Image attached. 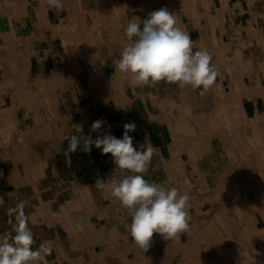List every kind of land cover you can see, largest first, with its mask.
<instances>
[{"label": "crops", "instance_id": "1", "mask_svg": "<svg viewBox=\"0 0 264 264\" xmlns=\"http://www.w3.org/2000/svg\"><path fill=\"white\" fill-rule=\"evenodd\" d=\"M93 1L88 0L86 6L93 8L87 10L78 9L76 0H63L64 11L53 9L49 13L45 11L49 6L40 0L45 7L41 18L45 24L37 32L29 30L25 1L16 3L13 9L12 1L6 0V8L0 12V21L5 22L4 28L0 22V235L12 231L15 217L9 210L24 201L35 240L33 247L47 242L53 249L47 257L49 264H91L105 256L109 248L128 245L133 239L128 232V210L95 186L97 178L110 182L128 173L114 172L111 154H102L95 145L89 153L82 149L83 136L93 140L105 134L122 138L123 125L135 123L136 130L129 133L133 146L147 138L156 149L145 179L175 187L189 196L191 190L202 194L190 211V230L180 234V239L178 236L165 241L171 246V261L204 264L215 261L219 250L229 256L228 249L219 247L230 245L229 237L236 224L232 222L228 199L233 192L237 195L238 183L247 185L249 172H255L253 160L264 162V94L260 92L264 91V0ZM19 6L26 8V12L21 10L22 16L18 14ZM162 7L173 13L177 26L190 35L196 44L194 51L206 48L212 54V63L220 75L210 90L181 88L165 81L133 87L116 70L120 51L130 43L124 31L128 21L134 17L143 20ZM15 15L19 17L13 28ZM60 19L71 23L94 21L99 23L96 33H117L116 55L100 46L99 60L92 56L91 49L84 52L85 58L81 51L74 52L64 63L66 57L58 49L59 39L61 42L64 36L56 33L55 24L50 23ZM109 55L114 59L112 67L105 64ZM37 56H41L39 62ZM90 58L95 61L88 63ZM51 75L63 78L56 82ZM41 76L40 80L49 77L51 83L49 79L47 83L40 81ZM97 120L104 123L93 132L91 126ZM73 135L81 136V146L75 152L69 149ZM192 182L199 183L195 190L189 188ZM219 195L227 196L224 217L217 203L200 205L202 199L208 201ZM78 223H83V231L76 227ZM102 247L108 249L98 254ZM247 255L242 254V260L236 262L249 260Z\"/></svg>", "mask_w": 264, "mask_h": 264}, {"label": "clouds", "instance_id": "2", "mask_svg": "<svg viewBox=\"0 0 264 264\" xmlns=\"http://www.w3.org/2000/svg\"><path fill=\"white\" fill-rule=\"evenodd\" d=\"M56 11L64 10L63 0H44ZM125 35L130 41L120 51L116 70L129 80L133 87L152 86L165 81L179 87L193 90H210L220 75L212 63V54L206 48L196 49L190 35L177 26V19L166 7L154 10L141 20L134 17L128 21ZM229 73L231 69H226ZM103 121H94L91 130L99 131ZM122 138L111 134L83 136V151L91 147L102 149V154H111L116 165L114 170L126 172L119 180L106 182L97 178L95 186L107 192L128 210L131 222L128 223L129 236L143 251L150 247L154 233L164 239H175L190 230V196L180 193L175 187L145 179L151 158L156 151L147 138L133 146L130 132L136 130L135 123H125ZM81 146V136L69 138V149L75 152ZM0 204L3 198L0 197ZM25 202L20 201L9 214L15 217L12 231L0 235V264H49L52 254L49 243L35 244L28 226L29 218L24 212ZM76 227L83 231V223Z\"/></svg>", "mask_w": 264, "mask_h": 264}, {"label": "bare ground", "instance_id": "3", "mask_svg": "<svg viewBox=\"0 0 264 264\" xmlns=\"http://www.w3.org/2000/svg\"><path fill=\"white\" fill-rule=\"evenodd\" d=\"M12 1V6L14 7V9H16L17 7H16V3H21V0H11ZM40 2V1H39ZM118 2V1H117ZM117 5V4H116ZM42 6H40V9L42 10V8H41ZM116 8V13H117V11H119V10H117V6L115 7ZM22 9H26V8H24V7H22V6H19V8H18V10L20 11V12H18V14L20 15V16H22L20 13H21V10ZM45 9V8H44ZM41 10H38L39 12L37 13V11L35 12V13H37L38 14V16H39V18H40V16H41V18H42V14H40L42 11ZM93 11V10H92ZM95 11V10H94ZM106 11V10H105ZM108 11V10H107ZM81 12V11H80ZM43 13H45V12H43ZM86 13H88V12H86ZM97 13H98V11H97ZM115 13V12H114ZM78 14H80V13H78ZM122 14V13H121ZM74 15H76V14H74ZM73 15V16H74ZM118 16H119V13L117 14ZM16 16V15H15ZM72 16V15H71ZM115 16V15H114ZM213 16V15H212ZM19 17V16H18ZM17 17V18H18ZM36 17V16H35ZM76 17V16H75ZM121 17V16H120ZM77 18H79V16L77 17ZM87 18V17H86ZM74 19V18H73ZM76 19V18H75ZM61 20V19H60ZM66 21V20H65ZM76 21V20H75ZM75 21L74 22H72V23H74V25H76L75 24ZM48 22V21H47ZM46 22V23H47ZM40 23L41 24H45V22L43 21V20H41L40 19ZM54 23V22H53ZM71 23V24H72ZM57 24V23H56ZM70 24V23H69ZM23 25V24H22ZM68 25V24H67ZM39 27V26H38ZM72 27V26H71ZM77 27V26H76ZM20 28V27H19ZM55 28V27H54ZM69 29V28H68ZM68 29H67V31H68ZM13 30V29H12ZM48 30V29H47ZM53 30H55V29H53ZM52 30V31H53ZM70 30V29H69ZM18 31V30H17ZM17 33V32H16ZM68 33V32H67ZM65 33L64 32V34L62 35V36H64V38H63V40H65V43H66V46H67V51L69 52L67 55H65V57H66V60H64V63H66V62H68V58H70V56H72V55H74L73 53L74 52H79L80 50V48H81V46L83 45H81V46H79L77 43H76V41H75V38H74V36H73V38H72V33ZM87 34H89V39H90V33H87ZM74 35V34H73ZM23 38V37H22ZM36 38V37H35ZM47 38H49V37H47ZM77 38V37H76ZM16 39V38H15ZM37 39V38H36ZM43 39V38H42ZM41 40V39H40ZM51 40V39H50ZM78 40V39H77ZM119 40V39H118ZM32 41V40H31ZM90 41V40H89ZM24 42V41H23ZM83 42V41H82ZM90 42H92V41H90ZM25 43V42H24ZM124 43V42H123ZM3 44V43H2ZM55 44V43H54ZM52 45V44H51ZM63 45V44H62ZM127 45V44H126ZM30 46V45H29ZM116 46V45H115ZM48 47V46H47ZM83 47V46H82ZM60 48V47H59ZM84 49V48H83ZM117 49V48H116ZM87 50V49H86ZM85 50V51H86ZM115 50V49H114ZM119 50V49H118ZM82 52H83V50H82ZM89 52V51H88ZM49 53V52H48ZM65 53V52H64ZM72 53V54H71ZM25 55V54H24ZM29 55H30V53H29ZM55 55V54H54ZM57 55V54H56ZM58 56V55H57ZM5 57H7V56H5ZM64 57V56H63ZM81 57V56H80ZM11 58H13V56H11ZM82 58V57H81ZM7 59H9V58H7ZM28 59V58H27ZM60 59V58H59ZM13 61V60H12ZM93 61H95V60H93V58H90V59H88V63H91V62H93ZM14 63V62H13ZM67 64V63H66ZM11 65V64H10ZM228 65V64H227ZM15 66H17V64H15ZM86 66V65H85ZM63 67V66H62ZM10 68V67H9ZM13 68V67H12ZM11 68V69H12ZM89 68V67H88ZM63 69V68H62ZM62 69H60V70H62ZM87 69V68H86ZM41 70V69H40ZM58 70V69H57ZM54 71V70H53ZM63 71V70H62ZM88 71H89V69H88ZM57 72V71H56ZM59 72V71H58ZM43 73V72H42ZM54 73V72H53ZM235 73V72H234ZM40 74V73H39ZM38 74V75H39ZM44 74V73H43ZM50 74L51 73H49L48 75L46 74V76H50ZM60 74V73H59ZM61 74H63L62 72H61ZM67 74V73H66ZM38 75H36V76H38ZM55 75V74H54ZM58 75V74H57ZM56 75V76H57ZM63 75H65V74H63ZM43 76H45V74L43 75ZM52 76V75H51ZM57 77H59V76H57ZM63 78V76H60L59 78ZM65 77V76H64ZM66 77H67V75H66ZM110 77V76H109ZM38 78V77H37ZM41 78H43L42 76L41 77H39V80L41 79ZM55 79L56 77L54 76H52V79ZM58 78V79H59ZM47 80L49 79V77H47L46 78ZM45 79V80H46ZM52 79L50 80V83H51V81H52ZM58 79H55V81L57 82V80ZM99 79V78H98ZM109 79H111V78H109ZM43 80V79H42ZM42 80H40V81H42ZM45 80H43V81H45ZM47 80L45 81L46 83H47ZM48 80V81H49ZM60 80H63V79H60ZM119 80V79H118ZM36 81H38V80H36ZM53 82H54V80H53ZM52 82V83H53ZM60 81H58V83H59ZM54 84H55V82H54ZM61 84H63V83H61ZM32 85V84H31ZM43 85H44V82H43ZM59 85V84H58ZM57 85V86H58ZM9 86V85H8ZM40 86V85H39ZM45 86V85H44ZM51 86H53L52 84H51ZM54 86H56V85H54ZM53 86V87H54ZM62 86V85H61ZM28 88V87H27ZM35 88H36V86H35ZM44 88V87H43ZM13 89V88H12ZM53 89V88H52ZM56 89V88H55ZM61 89V88H60ZM255 89V88H254ZM9 90H11V89H9ZM59 90V89H58ZM8 91V90H7ZM16 91H17V88H16ZM28 91V90H27ZM39 92V91H38ZM41 92H43V91H41ZM54 91H52V93H53ZM58 92V91H57ZM114 92V91H113ZM259 91H257V93H258ZM261 92V94H264V93H262V92H264V91H260ZM29 93V92H28ZM4 94V93H3ZM8 94V93H7ZM254 94V93H253ZM19 95H21V93L19 94ZM38 95H39V93H38ZM4 97V96H3ZM2 97V98H3ZM40 97V96H39ZM54 97H55V92H54ZM258 97H259V95H258ZM214 98V97H213ZM39 99V98H38ZM45 99V98H44ZM43 99V100H44ZM29 100H31V98L29 99ZM56 100V101H55ZM54 101H55V103L57 102V99H55ZM253 100H255V99H253ZM34 101V100H33ZM40 102H41V100H40ZM29 103H31V102H29ZM28 103V104H29ZM36 103V102H35ZM35 103H34V105H35ZM42 103V102H41ZM192 103V102H191ZM214 103H215V101H214ZM262 103V102H261ZM46 104V103H45ZM58 104V103H57ZM56 104V106H58ZM224 104V103H223ZM53 105H55V104H53ZM213 105V104H212ZM215 105V104H214ZM231 105V104H230ZM11 106V105H10ZM36 106V105H35ZM39 106V105H38ZM43 106V105H42ZM227 106V105H226ZM225 106V107H226ZM12 107H14L13 105H12ZM31 107H32V105H31ZM45 107V106H44ZM55 108V106H52L51 108ZM236 107V106H235ZM6 108V107H5ZM11 108V107H10ZM28 109H29V107H27ZM33 108V107H32ZM34 108H36V107H34ZM33 108V109H34ZM53 108V109H54ZM32 109V110H33ZM50 109V108H49ZM56 109V108H55ZM60 109V108H59ZM59 109H57L58 110V112L59 113H61V109L59 110ZM211 109H212V107H211ZM210 109V110H211ZM215 109H217V108H215ZM223 109V108H222ZM12 110H13V108H12ZM23 110V109H22ZM31 110V109H30ZM215 111V110H214ZM7 112H8V110H7ZM11 112H13V111H11ZM11 112H10V114H11ZM51 112V111H50ZM23 113V112H22ZM36 113H37V111H36ZM63 113V112H62ZM209 113V112H208ZM211 113H213V112H211ZM210 113V114H211ZM219 113V112H218ZM232 113V112H231ZM7 114V113H6ZM29 114V113H28ZM57 114V113H56ZM64 114V113H63ZM38 115V114H37ZM36 115V116H37ZM49 115V114H48ZM65 115V114H64ZM63 115V116H64ZM62 116V115H61ZM62 116V117H63ZM53 117V116H52ZM59 117V116H58ZM194 117V116H193ZM218 117H219V115H218ZM255 117V116H254ZM37 118V117H36ZM64 118V117H63ZM194 118H196V117H194ZM53 119H55V116H54V118ZM56 119H58V118H56ZM61 117H59V120H60V123H62L61 122ZM64 119H66V118H64ZM219 119H220V117H219ZM255 119V118H254ZM200 120V119H199ZM198 120V121H199ZM246 120V119H245ZM251 120V119H250ZM37 121H38V119H37ZM197 121V122H198ZM218 121V120H217ZM229 121V120H228ZM255 122V121H254ZM34 123V122H33ZM39 123V122H38ZM49 123V122H48ZM47 123V124H48ZM202 123H203V121H202ZM219 123V122H218ZM41 124V123H40ZM39 124V125H40ZM55 124H56V122H55ZM214 124V123H213ZM252 124V123H251ZM42 125V124H41ZM61 125V124H60ZM35 126V125H34ZM59 126V125H58ZM62 126V125H61ZM237 126V125H236ZM33 127V126H32ZM31 127V128H32ZM43 127H44V125H43ZM29 128V127H28ZM37 128V127H36ZM36 128H35V130H36ZM42 128V127H41ZM46 128H47V126L45 127V130H46ZM31 129L29 128V131H30ZM29 131L27 132V133H29ZM39 131V130H38ZM260 132V131H259ZM262 132V131H261ZM32 133L33 132H31V135H32ZM36 133H37V131H36ZM45 133V132H44ZM46 133H47V130H46ZM204 133V132H203ZM25 134V133H24ZM175 134V133H174ZM22 135H23V133H22ZM175 135H178L177 133L175 134ZM206 135V134H205ZM252 135V134H251ZM27 136V135H26ZM33 136H35V134L33 135ZM24 138H26L25 136H23ZM28 137V136H27ZM46 137V136H45ZM182 137V136H181ZM37 138V137H36ZM254 138V137H253ZM30 139V138H29ZM202 139V138H201ZM26 141H27V139H25ZM35 140H37V139H35ZM47 140V139H46ZM25 141V142H26ZM197 141V140H196ZM22 142H24V141H22ZM21 142V143H22ZM29 142H31V141H29ZM32 142H34V141H32ZM38 143V142H37ZM180 143V142H179ZM198 143V142H197ZM20 144V143H19ZM17 145H18V143H17ZM26 145V144H25ZM25 145H24V147H25ZM29 145V144H28ZM199 145V144H198ZM257 145V144H256ZM261 145V144H260ZM16 147V146H15ZM198 147V146H197ZM249 147V146H248ZM22 149V148H21ZM199 149V148H198ZM252 149V148H251ZM18 150V149H17ZM178 150V149H177ZM200 150V149H199ZM248 150V149H247ZM250 152V151H249ZM6 153V152H5ZM4 153V154H5ZM240 153H241V151H240ZM1 154V153H0ZM18 154V153H17ZM247 154V153H246ZM252 155H253V153H252ZM256 155V154H255ZM254 155V156H255ZM10 156V155H9ZM23 156V155H22ZM191 156V155H190ZM262 156H264V152H262ZM21 157V156H20ZM255 157H257V155L255 156ZM23 158V157H22ZM257 159H260V158H257ZM19 161H20V159H19ZM261 161V160H260ZM253 165H254V168H255V172H249L250 173V175H249V177H248V181H247V184H248V188H246L247 189V191H248V193H247V196H249L251 199H250V201H248L246 204H245V202H246V200L244 201V200H242V201H240L239 200V198H236V200L235 201H233V204H232V202H231V205H234L235 206V209L238 211V213L241 215V217L242 218H244L245 219V221L244 222H241V221H239V224H234L233 225V228L235 229H233L232 230V232H231V234H230V245L228 246L227 244L226 245H223V244H221V246H219L220 248H221V250H224V249H228L229 250V256H225L224 254H223V252L222 251H218V253H217V259L215 260V261H209L208 262V264H227L228 263V257L232 260V259H240V258H242V253L247 249V247H250L251 246V248H252V251L254 250V251H257L258 250V248H262V243H264V208H262V207H264V162H261V163H259L257 160H256V158L253 160ZM260 174V178L259 177H256L255 176V174ZM254 174V175H253ZM223 191V190H222ZM238 195V194H237ZM231 196V195H230ZM261 199H262V201H261ZM223 202V201H222ZM250 204V206L248 207V208H250L251 210H249L250 212H248V213H246L245 212V210H247L248 208H247V204ZM223 204H225L224 202L223 203H220L217 207H218V209H219V211L221 212L220 213V216H222V217H224V215L225 214H222L223 212L222 211H224L225 210V205H223ZM216 206V205H215ZM234 206H233V208H234ZM246 206V207H245ZM256 206H260L257 210L258 211H252L253 210V208L255 209V207ZM262 206V207H261ZM228 207V206H227ZM226 207V208H227ZM241 210V211H240ZM243 213H245V214H243ZM239 220V219H238ZM243 221V220H242ZM226 225V224H225ZM218 226V225H217ZM229 226V225H228ZM224 228V227H223ZM220 231V230H219ZM230 231V230H229ZM213 232V231H212ZM113 235V234H112ZM211 235H213L212 233H211ZM207 236V235H206ZM114 237V236H113ZM209 238V237H208ZM214 238V237H213ZM216 238V237H215ZM207 239V238H206ZM125 241V240H124ZM131 241V240H130ZM129 241V244H128V250H127V254L128 253H132V254H135V255H137V256H140V260L139 261H141L142 259H145V260H142V261H148V262H142L143 264H156V262H159V261H161L162 262V264H164L163 262H164V260L162 261V259H163V257L162 258H160V257H157L156 256V253L159 251H157L156 253L155 252H152L153 250V248L149 251L150 252V254L152 255V256H150V257H145L144 255L142 256V250L138 247V246H136L134 243H132V242H130ZM218 241V240H217ZM211 243H212V241H210ZM209 242V243H210ZM219 242V241H218ZM218 242H216L217 244H218ZM224 242V241H223ZM208 243V244H209ZM220 243V242H219ZM225 243V242H224ZM182 244V243H181ZM207 244V243H206ZM214 244V243H213ZM215 247V246H214ZM218 247V246H217ZM176 249H178L177 247H175ZM181 248H182V246H181ZM155 250V249H154ZM180 250V249H179ZM179 250H178V252H179ZM227 250V251H228ZM148 252V251H147ZM161 252V251H160ZM163 252V251H162ZM168 252H170V251H168ZM171 252H173V250L171 251ZM174 252H177L176 250H174ZM178 252L176 253L177 255H178ZM183 252V251H182ZM257 252H259V251H257ZM256 252V253H257ZM262 252H264V251H261V253ZM164 253V252H163ZM180 253V252H179ZM215 253V252H214ZM207 254V253H206ZM166 255V254H165ZM165 255H163V256H165ZM173 255V254H172ZM171 255V256H172ZM180 255V254H179ZM125 255H124V252H122V253H117L116 252V250L114 249V247L112 248V249H109V252L108 253H106V255L105 256H101L100 258H97V259H95L91 264H124V260H125V257H124ZM160 256V255H159ZM168 256H170L169 254L166 256V257H168ZM212 256V255H211ZM248 256V255H247ZM168 258H170V257H168ZM164 259H167V258H164ZM209 259V258H208ZM254 259H257V258H254ZM253 259V260H254ZM240 260H242V259H240ZM245 260H246V258H245ZM131 261H133V260H131ZM166 261L167 260H165V264H166ZM230 261V260H229ZM238 261V260H237ZM251 261V260H250ZM254 261H256V260H254ZM136 262V261H135ZM134 262V263H135ZM184 262H185V260H184ZM188 262V261H187ZM242 262V261H241ZM257 262V261H256ZM259 262H264V256H262V255H260V257H259V259H258V263ZM126 263V262H125ZM132 263V262H131ZM130 263V264H131ZM160 263V262H159ZM158 263V264H159ZM186 263V262H185ZM250 263V262H249ZM137 264V263H136ZM161 264V263H160ZM254 264H257V263H254Z\"/></svg>", "mask_w": 264, "mask_h": 264}, {"label": "rangeland", "instance_id": "4", "mask_svg": "<svg viewBox=\"0 0 264 264\" xmlns=\"http://www.w3.org/2000/svg\"><path fill=\"white\" fill-rule=\"evenodd\" d=\"M5 1L6 0H0V12H3L4 11V8H6V6L4 5L5 4ZM15 1V0H14ZM23 1H25V4H27V6H28V12H27V16H28V18H29V21H28V24H29V30L31 31V32H37L38 30H39V28L41 27V23H40V19H41V16H40V18H39V16H38V10H41L40 9V6H42V4L39 2L40 0H23ZM66 1V0H65ZM68 1V0H67ZM76 2H77V7H78V9H80V8H84V9H87V10H91L92 8H93V6L91 5V6H86V3H88V0H76ZM91 2H94L93 0H91ZM66 7H68L69 5H65ZM12 8L14 9V7L12 6ZM42 8V10L45 8H43V6L41 7ZM90 8V9H89ZM48 9V12L49 13H53V9L52 8H46L45 9V11ZM41 10V11H42ZM37 11V13H35ZM64 11V10H63ZM25 12H26V9H25ZM65 12H66V9H65ZM79 12V11H78ZM46 13V12H45ZM4 14V13H3ZM40 14H42V12L40 13ZM42 15H44V14H42ZM36 16V17H35ZM45 16H47V15H45ZM43 17V16H42ZM3 17H1V14H0V19H2ZM50 20H52V19H50ZM16 21H18V19L16 18V16L14 17V19L12 20V26H13V28H15L16 27ZM0 22H2L1 24H2V28H4V24H5V22L4 21H0ZM54 22V23H53ZM50 23H51V25L53 26L54 24V29H55V31H56V33H61V35H63L64 34V32L65 33H72V38H73V36H74V38H75V41H76V43L79 45V46H81L82 44V46H81V48L79 49L80 51H81V53L83 54V57L85 58L86 57V55H85V50L87 49V50H89V52H91V49L93 50L92 52H93V57L95 58V59H97V60H99V55H100V46L102 47V49H106V48H108V50L112 53V54H114V55H116V46L115 45H117V38H118V35H117V33H96V26H98L99 25V23H95L94 21H81V22H76L75 24L76 25H74V23H72L71 24V22H69L68 20H66L65 21V19H62V20H54V21H50ZM57 23V24H56ZM70 23V24H69ZM68 24V25H67ZM8 26L10 27L11 26V22H9L8 23ZM39 26V27H38ZM72 26V27H71ZM77 26V27H76ZM12 28V29H13ZM70 30H69V29ZM67 29H68V31H67ZM67 33V34H68ZM75 33H76V35H77V38H76V36H75ZM87 33H90V39H89V37H86L87 35H89V34H87ZM74 34V35H73ZM96 35H98L99 36V38H97V37H95ZM120 35V34H119ZM117 37V38H116ZM78 39V40H77ZM92 41V48L90 47L91 46V42H89V43H87L88 41ZM78 41V42H77ZM83 41V42H82ZM63 40L60 42V39H59V47H58V49L61 51V54L62 53H66L67 52V46H66V43H64L63 45ZM90 45V46H89ZM84 48V49H83ZM115 49V50H114ZM82 50H83V52H82ZM102 51V50H101ZM64 53V55H62V57L64 56L65 57V55H67V53L65 54ZM111 54V55H112ZM111 55H109V57H108V59H106L107 61L105 62V64L106 65H109V66H114L115 65V63H114V59L112 58V56ZM41 56H37V62H39L40 60H41V58H40ZM83 78L85 79V76L83 75ZM85 81V80H84ZM262 104H264V103H262ZM262 107H264V105H262ZM223 169H224V167L222 166L221 167V171H223ZM258 177H260V174L258 175ZM209 184H211V183H209ZM248 185V184H247ZM246 183H238V193H239V195H234V193L235 192H233V196L232 197H229V202L231 201L232 202V204H233V201H235L236 200V198H239V200L240 201H242V200H246V202H245V204L248 202V201H250V197L249 196H247V193H248V191H246V189H244L246 186ZM197 186H199V183L198 182H192V186H191V183H189V188H190V190L191 189H193V190H195V188L197 187ZM237 193V194H238ZM201 193H197V191L195 192H193L192 190L190 191V201H189V204H190V211H193V206H195V204H196V206H197V201H198V197H200V196H202V194L200 195ZM194 196V197H193ZM227 196H222V195H219L218 197H214V198H212V199H209L208 201L207 200H205L204 201V199H202V198H199V199H202V201H201V203H200V205L202 206H205V207H207L209 204H212V203H217V206L220 204V203H223L224 202V198H226ZM223 201V202H222ZM261 201H262V199H261ZM224 205V204H223ZM220 206V205H219ZM233 206L234 205H230V203H229V209H230V211H231V213H232V215H231V217H232V222L233 223H236V224H239V221H241V222H243V221H245V219L244 218H242L241 217V215L238 213V211L235 209V206H234V208H233ZM247 208L250 206V204L248 203L247 205ZM245 206V207H246ZM251 207V206H250ZM260 206H256L255 207V209L253 208V210L252 211H258L257 209L259 208ZM262 207V206H261ZM199 208H200V206H199ZM262 208H264V207H262ZM249 210H251L250 208H248L247 210H245V212L246 213H248V212H250ZM241 211V210H240ZM243 214H245V213H243ZM239 219V220H238ZM243 220V221H242ZM184 238V237H183ZM178 239H180V235H179V237H178ZM131 240V241H130ZM129 241L130 242H132L133 241V239H129ZM165 241H170V239H164L163 238V236H161L160 234H158V233H154V235H153V238H152V241L150 242V244L151 243H153L152 245H150V247L147 249V251H143L142 249V256L144 255L145 257H150V256H152L151 254H150V250L152 249L153 251L152 252H157L158 250V252L156 253V256L157 257H160V258H162L163 257V259H162V261L164 260V264H165V260H167L166 261V264H188V263H185V262H180L179 260H172L171 261V256H168V257H170V258H168V257H166L168 254L170 255V252H168V251H170V249H171V246L170 245H166V242ZM134 242V241H133ZM179 247V246H178ZM108 248L107 247H102L101 248V250L98 252V254H101V253H105L106 252V250H107ZM110 249V248H109ZM114 249L116 250V252L117 253H122V252H124V257H125V260H124V264H130L131 262V264H143L142 262H148V261H142V260H145V259H142L141 261H139L141 258H140V256H137V255H135V254H132V253H128L127 254V250H128V245H120V246H118V247H114ZM155 249V250H154ZM179 249V248H178ZM157 250V251H156ZM161 251V252H160ZM164 253H163V252ZM257 251H259V252H257ZM257 251H252V248H251V246L250 247H247V249L242 253L243 255L245 254V253H248L249 255L247 256L248 258H250L249 260H244V261H242V262H236L237 260L236 259H234L233 261H230V262H228L227 264H254V263H257V264H264V262H259L258 263V259H259V257H260V255H262V256H264V252H262L261 253V251H264V243H262V248H258V250ZM257 252V253H256ZM166 254V255H165ZM160 255V256H159ZM163 255H165V256H163ZM162 256V257H161ZM164 258H167V259H164ZM254 258H257V259H254ZM209 259H210V257H209ZM256 260V261H254V260ZM131 260H133V261H131ZM251 260V261H250ZM136 261V262H135ZM126 262V263H125ZM135 262V263H134ZM161 264H162V262L161 261H159ZM159 262H156V264H158ZM250 262V263H249ZM159 263V264H160ZM204 264H208V262H204Z\"/></svg>", "mask_w": 264, "mask_h": 264}]
</instances>
